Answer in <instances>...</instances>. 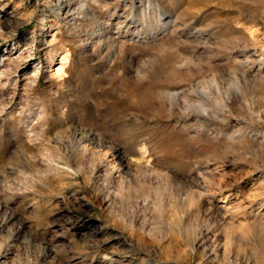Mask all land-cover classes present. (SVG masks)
<instances>
[{"label": "rangeland", "instance_id": "374dc122", "mask_svg": "<svg viewBox=\"0 0 264 264\" xmlns=\"http://www.w3.org/2000/svg\"><path fill=\"white\" fill-rule=\"evenodd\" d=\"M0 7V264H264V0Z\"/></svg>", "mask_w": 264, "mask_h": 264}, {"label": "bare ground", "instance_id": "6f19581e", "mask_svg": "<svg viewBox=\"0 0 264 264\" xmlns=\"http://www.w3.org/2000/svg\"><path fill=\"white\" fill-rule=\"evenodd\" d=\"M0 9H1V7H0Z\"/></svg>", "mask_w": 264, "mask_h": 264}]
</instances>
